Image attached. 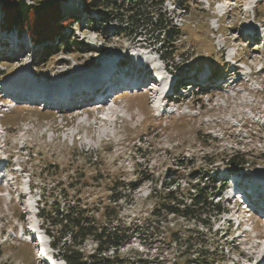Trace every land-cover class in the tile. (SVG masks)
<instances>
[{
  "label": "rangeland",
  "instance_id": "obj_1",
  "mask_svg": "<svg viewBox=\"0 0 264 264\" xmlns=\"http://www.w3.org/2000/svg\"><path fill=\"white\" fill-rule=\"evenodd\" d=\"M164 1L163 9L181 28V36L172 48L166 43L163 50L154 45L155 39L149 44L113 37L116 22L86 27L79 0L58 2L60 16L76 13L80 20L64 25L54 40L67 34L71 44L87 45L92 53L78 49L66 55L54 50L37 62L44 45L38 46L17 26L0 27V177L4 176L0 178V264H64L48 246L37 215L44 200L50 205L59 196L115 208L119 224L132 234L117 251L121 259L132 264H184V259L194 258L193 241L186 242L184 231L196 229L190 236L200 238L205 230L180 217L158 218L151 211L164 187L179 186L183 194L193 193L191 187L202 184L192 174L205 177L206 172L215 183L214 201L219 200L223 209L210 220L212 234L206 240L209 245L220 239L217 249L222 253L213 256V264H255L258 251L264 249V212L252 206L244 213V206L228 200V190L248 186L251 192L264 194L263 186L254 180L257 174L264 175V31L260 28L264 27V0H187L190 11L185 15L177 11L181 1ZM32 2L25 0L26 5ZM89 15L95 17L93 12ZM2 17L0 10V24ZM141 55L153 63L144 64L146 57ZM17 59L27 66L30 84H21L27 89L70 88L96 77L90 82L95 85L111 73L110 78L129 74L126 81L135 80L155 65V75L163 77L155 81L151 73L158 87L172 81L175 90L182 84L185 90L163 101L148 82L136 85V80L132 82L136 89L119 86L107 90L106 96H95L97 101L106 98L103 104L112 113L97 110L94 105L101 103L96 101L82 104L83 93L77 90V105L54 108L50 101L61 97L20 101L4 91L19 89V69L13 66ZM58 60L62 63L56 64ZM72 71L80 77L69 74ZM166 103L169 106L163 108ZM83 109L89 113L74 118ZM99 115L106 122L97 119ZM115 116L118 122L112 125ZM232 151L246 155L249 166L227 169L224 163ZM210 158L212 166L207 165ZM129 182L139 186L130 190ZM250 191L245 190L246 195ZM251 195L248 201L255 204ZM113 200L117 202L111 204ZM28 230L38 235L48 263L35 254L37 240ZM171 234L177 243L170 241ZM93 249L90 241L82 246L84 252Z\"/></svg>",
  "mask_w": 264,
  "mask_h": 264
},
{
  "label": "trees",
  "instance_id": "obj_2",
  "mask_svg": "<svg viewBox=\"0 0 264 264\" xmlns=\"http://www.w3.org/2000/svg\"><path fill=\"white\" fill-rule=\"evenodd\" d=\"M31 1L32 5H26L25 0H0V10L3 12L0 27L8 29L17 26L21 31L29 33L32 40L38 41V46L44 45L37 62L44 56H51L54 50L63 51L66 55L72 51L78 52V49H82L83 53H92L87 45L76 42L71 44L67 34L54 40L64 25L78 23L80 20L76 13L58 14V2L66 0ZM179 1L182 3L177 11L181 9L182 14H188L190 4L187 0ZM79 3L82 5L79 15L83 18L86 15V27H94L95 22L100 26L116 22L113 37L125 39L129 43L136 40L139 43L143 39L142 42L153 44L151 40L155 39L154 45L163 50L167 48L166 43L173 47L181 36V28L172 22L163 9L164 0H79ZM91 12L95 13L94 18L89 15ZM54 41L55 46H51ZM245 157L247 158L239 151H232L224 165L230 170L243 169L249 166V160ZM213 164L211 158L207 160L208 166ZM192 179H200L202 186L193 185V193L186 195L183 191L180 192L179 186L174 189L164 187V193L156 201L151 214L158 218L163 215L164 220L170 215L180 217L204 229L200 238L190 236L191 233L198 232L196 229L184 231L186 242L193 241L190 250L194 258L184 259L183 262L213 264V256L222 253V250L217 249L220 239L209 245L206 240H209L207 235L212 234L210 220L215 219L223 209L219 200L214 201L215 194L212 190L215 189V183L207 172L205 177L193 173ZM209 182L211 185L207 189ZM127 186L128 189L135 190L139 184L129 182ZM115 202L117 201H110L111 204ZM37 215L43 234L49 239L48 246L60 256L64 264H132L130 259H121L117 255V251L129 242L132 234L127 227L119 224L118 213L111 205L93 207L82 204L78 199L71 201L67 196H59L52 198L50 205L44 200ZM87 241L94 244V249L90 252L82 250ZM170 241L177 243V238L171 234ZM186 247L188 245L184 248ZM220 262L222 261L219 264Z\"/></svg>",
  "mask_w": 264,
  "mask_h": 264
},
{
  "label": "bare ground",
  "instance_id": "obj_3",
  "mask_svg": "<svg viewBox=\"0 0 264 264\" xmlns=\"http://www.w3.org/2000/svg\"><path fill=\"white\" fill-rule=\"evenodd\" d=\"M219 51H222V48L219 49ZM145 57H146L145 55H141V58H145ZM55 63L56 64H61L62 62L60 60H58ZM151 63H153V61L150 60V59H148L146 57V62H144V64L150 65ZM13 66H15L16 68L19 69L18 74L16 76V79H17V82H18L16 84V86L19 88L20 92H22L24 94H27V95L28 94H33V92H38V93L39 92H43V93H46L45 94V97L47 99L49 97H51V96H57V97H61L64 102H67V101L70 102L71 101V104H73V105H77L78 104L76 101H74V100H76L78 98L77 94H75V91L76 90L79 91V93H83V96H81L80 98H81V103L84 104V103H88V102H93L96 95H103V94H105L107 90H109L110 88H113L114 86H116V84H119V82H120V79H117V78L114 79V77H111L110 78L111 85L109 87H104L103 84L106 83L105 80L98 79V81L96 82L95 85H91L90 82L93 81L96 77L95 78H90L92 80L89 81V82H87L86 84H84V85L81 84L80 86H74V87H70V88L68 87L67 90H66V93H64L62 95H58L59 94L58 92L61 91L63 89V87H61V88H53V87H50L52 89H48V87H46V88H41V89H38V90L24 88L21 84H23L24 82H25V84H30V80H31L30 77H29V75L26 74L27 66L24 65V63H23V61L21 59H17V61L15 63H13ZM153 68H155V65H153ZM153 68H151V69L153 70ZM151 69L149 71H151ZM69 74H71L73 76H76L77 78L80 77V73L79 72L72 71V72H69ZM100 75L98 76V78H100ZM121 75H122V73H121ZM126 76H128V74ZM128 78H129V76H128ZM161 78L162 77H160V79ZM137 81H139V80H137ZM52 90H55L57 92L55 93ZM158 97L161 98L160 93L158 94ZM166 98L167 97H164V98H162L160 100H165ZM106 100L107 99L104 98V101H106ZM32 101H33V99H32ZM103 103L98 104V105H94V106H97L96 107L97 110L99 109L100 111H103L104 109H106V111H111V113H112L113 112L112 111L113 109H111V108L109 109L107 107V104L106 103L103 104ZM62 104L63 103H60V105L57 106V107L58 108H63V107H61ZM102 105H104V106H102ZM168 106H169V104L166 103L162 107L163 108H167ZM54 108H55V105H54ZM155 108L157 110L160 109V107L157 106V105L155 106ZM85 113H89V111L87 109H83L82 111L77 112V114L74 115V118H77L80 115H83ZM97 119H98V117H97ZM112 119L110 120V123H111ZM100 121H103V120H100ZM104 122H106V120ZM254 180L257 182L258 187L263 186V188H264V175L263 174H257V178H254ZM247 187L248 186H245V188H247ZM251 194H253L256 197L255 204H254V202H252V206L255 207V208H258L259 209V212H264V194L262 192H251ZM260 197H262L263 199H261ZM37 237H38L37 234H36V236L34 235V238H35L34 241L37 240V242H39V238H37ZM262 238L264 239V237H262ZM35 244H36V241H35ZM263 260H264V249L262 250V252L261 251H258L257 260L255 261V264H257L259 261L262 262Z\"/></svg>",
  "mask_w": 264,
  "mask_h": 264
}]
</instances>
